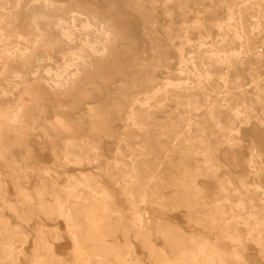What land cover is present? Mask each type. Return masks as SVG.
Listing matches in <instances>:
<instances>
[{"label": "rangeland", "instance_id": "374dc122", "mask_svg": "<svg viewBox=\"0 0 264 264\" xmlns=\"http://www.w3.org/2000/svg\"><path fill=\"white\" fill-rule=\"evenodd\" d=\"M38 1L0 0V264H264V0ZM69 8L107 37L58 86Z\"/></svg>", "mask_w": 264, "mask_h": 264}, {"label": "bare ground", "instance_id": "6f19581e", "mask_svg": "<svg viewBox=\"0 0 264 264\" xmlns=\"http://www.w3.org/2000/svg\"><path fill=\"white\" fill-rule=\"evenodd\" d=\"M39 6L45 11V13L43 15L41 14V17L45 18V20H44L45 24H48L49 27L51 29H53V31L57 32L61 36H67L66 35L67 32L64 30L62 20L60 18H58L57 13H58L60 8L57 6L56 0H39L38 3H36L35 7H39ZM31 10L32 9H25L22 12H23V14L26 15V13L30 12ZM69 10H71L72 13L79 14L85 18V20H86L85 30H87L88 35H87L86 39L84 40V42H82L79 45V48L76 51L70 53L71 60H70V63L68 65H66L59 72H55L52 70L48 71V75L53 79L54 83L58 86H62V85L67 86L70 83L74 82L75 80L79 79V77L81 75H86L87 72H90L92 69L91 63L94 59L93 56H95L96 54H99L101 51H103L104 41L107 37V30L105 29V22L103 19L102 20L97 19L92 13H90L89 11H86V10L85 11H78V10H75L74 8H69ZM30 15H31L30 21L33 22L38 28L40 21L38 20L39 17H38L37 10L33 11ZM45 38L49 42V39L52 38V35L50 33H47ZM72 47L77 48V44H73ZM32 58H33V55H31V54L22 55V59L25 62L28 61L29 59H32ZM104 84L105 83L101 80H98L96 82V84L90 83L88 85L89 93L93 97L99 96L100 91H104ZM26 101L27 100H24L22 105ZM192 255H193V253H192Z\"/></svg>", "mask_w": 264, "mask_h": 264}]
</instances>
